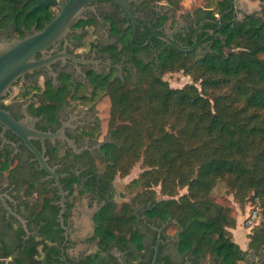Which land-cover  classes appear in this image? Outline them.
<instances>
[{
  "label": "trees",
  "instance_id": "obj_1",
  "mask_svg": "<svg viewBox=\"0 0 264 264\" xmlns=\"http://www.w3.org/2000/svg\"><path fill=\"white\" fill-rule=\"evenodd\" d=\"M24 1L0 0V13H19L27 19L30 5L24 6ZM238 1L199 0L200 6L188 17L203 22V28L218 29L220 22L212 24L208 18L217 20L231 9L230 2ZM33 23L25 21L27 28ZM221 23L211 51L197 61H191L193 54L164 44L155 60L161 75L140 63L135 85L106 88L112 138L103 149V183L110 188L117 176L126 177L139 162L147 170L128 187L144 188L141 195L120 207L111 200L95 215V235L88 243L97 242L99 251L86 257V264H104L102 254L131 253L132 246L143 256L144 235L135 207L145 209L151 222L168 224L167 232L175 227L167 236L177 239L180 253L193 264H207L210 258L223 264L247 262L249 253L229 231L237 224L233 210L219 205L212 191L222 182L240 206L251 198L264 203V9L243 18L228 12ZM177 72L195 82L171 88L162 76ZM159 185L170 199L157 200L152 188ZM184 189L186 193L176 199ZM262 214L250 237L254 255L264 252ZM40 244L33 242L25 250L29 264H40L33 259Z\"/></svg>",
  "mask_w": 264,
  "mask_h": 264
},
{
  "label": "flooded vegetation",
  "instance_id": "obj_2",
  "mask_svg": "<svg viewBox=\"0 0 264 264\" xmlns=\"http://www.w3.org/2000/svg\"><path fill=\"white\" fill-rule=\"evenodd\" d=\"M54 1V6L34 9L35 2L26 4L25 0L24 6L30 5L27 19L19 13H0V42L42 32L56 19L60 6L69 2ZM128 1L136 24L115 2H92L44 54L45 58L57 60L19 78L0 101V108L16 121L29 118L38 132L52 136L31 143L54 172L48 174L26 143L0 123V170L8 167L0 172V196L4 201L0 200V264H14L16 259L21 260L20 264H29L25 250L33 242L41 243L39 255L33 258L40 264H86V257L98 253L97 242L88 243L95 235L94 217L109 201L116 202L117 195L115 184L107 189L103 171L96 168L97 161L105 164L103 149L112 138L109 120L103 118L101 109L110 101L106 88L135 85L140 63L161 75L155 60L167 44L154 37V33L173 39L184 49L197 45L195 52L201 50L202 55L211 51L219 28H203V22L197 24L194 16L176 19L168 7L170 0ZM165 16L169 18L162 22ZM26 20L34 23L27 28ZM207 21L215 24L219 19ZM134 28L136 34L131 41ZM42 57L37 54L35 59ZM79 201L87 205L85 219ZM135 214L144 235L143 256L132 246L131 253L113 251L111 257L102 254L106 257L104 264H151L159 240L157 229L163 241L158 262L193 264L180 253L177 239L167 236L168 224L151 222L146 210L140 207H135ZM90 244H95V251L74 253L78 245ZM6 253L11 255L5 257ZM256 258L257 261L247 264H264L262 254ZM209 264L223 263L210 258Z\"/></svg>",
  "mask_w": 264,
  "mask_h": 264
},
{
  "label": "water",
  "instance_id": "obj_3",
  "mask_svg": "<svg viewBox=\"0 0 264 264\" xmlns=\"http://www.w3.org/2000/svg\"><path fill=\"white\" fill-rule=\"evenodd\" d=\"M30 1L35 2L36 5L34 9L54 6L57 3L54 0H26L25 3L28 4ZM94 1L97 0H69V2L64 7L60 6V13L56 19L49 23L42 32H37L33 35L26 36L23 39H14L9 42H0V101L10 93L11 88L19 78L25 76L26 74H31L37 69L49 67L51 63L57 60L56 57L45 58L44 54L49 49V47L55 43L56 40L64 36L69 31L72 22L80 16V14L84 11V8ZM109 1H113L118 4L128 14L132 22L136 24L131 4L128 0ZM230 4L231 9L228 12L235 11V13L239 15L240 10L236 8V3L230 2ZM228 12H224L218 17L220 21L219 29L222 28V17ZM213 33H215V31H213L212 34ZM135 34L136 30L134 28L131 41L134 40ZM153 36L161 39L168 46L185 55L194 53L198 48V46L195 45L191 49H184L178 46L171 38L161 36L156 33H154ZM37 54H42L43 57L40 60H37L35 59ZM0 123L5 125L8 130L12 131L26 143L28 148L37 155L42 168L48 174L54 173L51 169H49L40 152L31 143L32 140L52 138V136L38 132L34 127L35 123L29 118L27 120L18 122L9 112L1 108ZM58 186L62 190L60 184H58ZM0 200L3 201L1 196ZM63 213L64 210L60 214L61 219ZM157 232L159 233V240L155 250V258L151 264H164L158 262L159 249L163 241L161 239V231L157 229Z\"/></svg>",
  "mask_w": 264,
  "mask_h": 264
},
{
  "label": "rangeland",
  "instance_id": "obj_4",
  "mask_svg": "<svg viewBox=\"0 0 264 264\" xmlns=\"http://www.w3.org/2000/svg\"><path fill=\"white\" fill-rule=\"evenodd\" d=\"M165 2H162L161 5L163 6ZM173 3V4H172ZM160 5V6H161ZM237 8L240 10V18H243L245 15L248 14H253V13H260L264 9V4L258 1L250 2L248 0H239L237 2ZM161 6V7H162ZM200 6L199 0H175L173 2H169L168 7L170 8L171 11H173L176 14V19H179L182 16H187L186 19L188 18V14H192L196 8ZM202 56V51L198 50L191 56V61L195 62L198 59H200ZM163 80L166 81L169 86L173 89H182L187 85L193 84L195 81L192 76H189L183 72H177V73H167L164 77ZM198 87L199 83H197ZM101 109L102 114L104 115L103 118L106 120H109V111H110V101H106V104H104ZM104 119V120H105ZM106 131V127L104 129ZM96 168L100 171H105L106 170V165L105 164H100L98 161L96 162ZM147 168H144L142 166V163L139 162L135 165V167L131 170L130 174H128L126 177H120L117 176L116 179L114 180V184L116 187V198L115 201L118 204V207H120L121 204L127 203L130 204L133 201V198H137V195H141L142 192L144 191V188L137 187L135 189H129V185L136 179H138L141 174L146 171ZM152 190L156 193V198L157 200H168L170 197L168 196H163L161 194V187L159 186H154ZM186 193V189L180 190L178 197ZM212 195L215 198V201L224 207L231 208L233 210V216L237 220V224L234 229H237L238 226L242 227L240 228L242 230V235L244 236V233L249 231V234L247 235V239H245V242L250 243V237L251 234L255 231H252L255 227L259 226L256 225L253 229L249 228L247 226V217L249 214L252 213V210L256 206V202L259 201L262 203V201L259 198H255L253 201L251 199L247 200L246 204L244 206H240L235 200L233 194L229 191L228 187L220 182L217 184V186L213 189ZM78 206L81 210V213L84 214V219H85V210L87 208V205L83 201H79ZM263 213V214H262ZM262 220L264 221V203L262 205ZM260 214V215H261ZM261 220V217H260ZM261 222V221H260ZM263 225V224H262ZM260 228V227H258ZM232 228L229 229V231L232 233ZM175 233V227H172L168 232L167 235H173ZM233 236L232 233V239L235 242L236 237ZM248 244L246 243V250L245 252H248L249 254L247 255L246 261H257L256 255H254L252 252H250L249 247L247 246ZM88 252L95 251V244H90V245H85V246H80L78 245L74 253L75 254H85ZM262 256L264 257V252L262 253ZM248 262H239L236 264H247ZM209 264V262H207Z\"/></svg>",
  "mask_w": 264,
  "mask_h": 264
},
{
  "label": "built area",
  "instance_id": "obj_5",
  "mask_svg": "<svg viewBox=\"0 0 264 264\" xmlns=\"http://www.w3.org/2000/svg\"><path fill=\"white\" fill-rule=\"evenodd\" d=\"M261 212H262V203L257 201L255 208L252 210V213L249 214L246 220L247 226L249 228L253 229L256 225L260 223Z\"/></svg>",
  "mask_w": 264,
  "mask_h": 264
},
{
  "label": "crops",
  "instance_id": "obj_6",
  "mask_svg": "<svg viewBox=\"0 0 264 264\" xmlns=\"http://www.w3.org/2000/svg\"><path fill=\"white\" fill-rule=\"evenodd\" d=\"M248 1L253 2V3H254V1L260 2L259 0H248ZM262 4H264V3H262ZM240 228H242V227L238 226L237 229H233L232 233H233V236L236 237L235 243H237L241 247V249L243 251H245L246 250V243L248 244L247 246L249 247V242L248 241L245 242V239H247V235L249 234V231L246 230V232L244 233V236H243L242 230ZM235 237H234V239H235Z\"/></svg>",
  "mask_w": 264,
  "mask_h": 264
}]
</instances>
